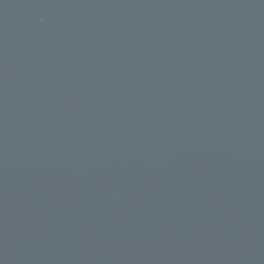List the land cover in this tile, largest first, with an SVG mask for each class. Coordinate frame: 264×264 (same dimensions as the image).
<instances>
[{
	"label": "water",
	"instance_id": "1",
	"mask_svg": "<svg viewBox=\"0 0 264 264\" xmlns=\"http://www.w3.org/2000/svg\"><path fill=\"white\" fill-rule=\"evenodd\" d=\"M0 264H264V0H0Z\"/></svg>",
	"mask_w": 264,
	"mask_h": 264
}]
</instances>
